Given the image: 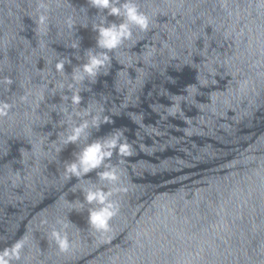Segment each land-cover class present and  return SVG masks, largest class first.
Instances as JSON below:
<instances>
[{"label": "water", "instance_id": "water-1", "mask_svg": "<svg viewBox=\"0 0 264 264\" xmlns=\"http://www.w3.org/2000/svg\"><path fill=\"white\" fill-rule=\"evenodd\" d=\"M37 3L0 0V80H13L0 84V101L12 105L0 117V249L26 236L19 264H264V11L257 0H136L150 30L133 27V40L79 84L72 75L88 51H105L93 25L106 12L88 0H45L48 28L38 33ZM96 115L98 127L63 142ZM116 131L133 151L121 162L114 150L104 162L117 166L120 182L101 180L103 166L65 177L87 144ZM119 184L126 191L110 197L118 213L108 231H97L89 211L99 205L86 192ZM53 231L67 234V252Z\"/></svg>", "mask_w": 264, "mask_h": 264}, {"label": "clouds", "instance_id": "clouds-1", "mask_svg": "<svg viewBox=\"0 0 264 264\" xmlns=\"http://www.w3.org/2000/svg\"><path fill=\"white\" fill-rule=\"evenodd\" d=\"M88 4L97 9L99 12H106V16L101 20V23L93 25V29L98 33L97 47L104 49L100 53H94L89 50L87 55L88 59L85 64L73 72L72 79L77 84L81 83L85 76L95 78L101 68H105L110 61L109 52L120 48L126 41L133 40V27L138 28L141 32L150 30V18L138 7L136 0H88ZM256 9L264 11V0H257L255 4ZM37 16L35 18L37 32H46L49 20V8L45 0H38L37 3ZM112 16L119 19V23L111 22L106 23V17ZM69 30L74 28L75 21L72 17H68L65 21ZM73 48L77 47L75 42L71 45ZM65 60L60 59L56 63V70L63 73ZM13 80L10 77H4L0 80V84L10 86ZM62 87V86H61ZM71 89L73 84H69ZM24 99V97H21ZM72 103L78 105L81 102L79 89L73 92L71 97ZM12 105L8 101H0V117H4L11 110ZM102 110V109H101ZM90 109L83 113L86 117L90 114ZM81 115V114H78ZM103 122H109L108 117H104ZM101 123L99 115L92 118L91 121L82 119V121L71 128L70 134L63 140L65 144L75 143L82 136L85 135L89 127H98ZM123 136L122 131H116L110 137L103 140H96L87 144L80 153L77 159L65 166V177L68 178L72 175L81 177L97 168L103 166L104 171L99 173L101 180H106L110 183L117 184L121 180L117 166L105 164V160H109L113 151L116 150L121 157V162L126 157L133 155L132 147L130 144L120 142ZM126 191L125 188L119 186L113 188L111 191H103L97 189L95 191L88 190L86 192V201L89 204H97L98 208L89 211V224L97 231H108L111 219L118 213V205L110 199L114 194ZM67 227V225H65ZM52 239L55 241L60 252H67L71 246L67 234H61L58 231L51 233ZM26 245V236L17 240L11 246H6L0 249V264H19L22 259V251Z\"/></svg>", "mask_w": 264, "mask_h": 264}]
</instances>
